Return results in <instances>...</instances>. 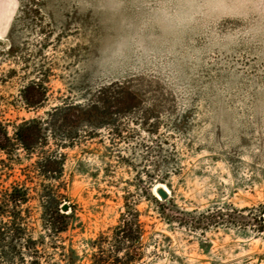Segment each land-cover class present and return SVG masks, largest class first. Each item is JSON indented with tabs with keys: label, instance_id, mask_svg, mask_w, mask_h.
Masks as SVG:
<instances>
[{
	"label": "rangeland",
	"instance_id": "obj_1",
	"mask_svg": "<svg viewBox=\"0 0 264 264\" xmlns=\"http://www.w3.org/2000/svg\"><path fill=\"white\" fill-rule=\"evenodd\" d=\"M87 2L0 0V124L10 137L28 120L42 129L31 154H0L1 187L22 185L32 198L50 189L73 215L38 264H91L101 252L117 264L120 230L137 226L140 240L126 246L139 259L130 264H264L256 220L264 211V49L232 43L249 21L246 9L228 6L245 0H212L215 43L189 33L182 48L144 29L141 63L109 75L96 63L101 42L139 26L146 10L125 0L106 19ZM116 84L138 101L106 104L101 91ZM28 85L35 90L23 94ZM34 92L38 99L25 102ZM47 156L60 160L51 181L37 165ZM158 188L168 193L165 210L151 199L162 202ZM29 207L37 233L34 199Z\"/></svg>",
	"mask_w": 264,
	"mask_h": 264
},
{
	"label": "trees",
	"instance_id": "obj_2",
	"mask_svg": "<svg viewBox=\"0 0 264 264\" xmlns=\"http://www.w3.org/2000/svg\"><path fill=\"white\" fill-rule=\"evenodd\" d=\"M35 90L32 86H27L23 89L22 93ZM102 96L106 104L123 103L126 99L138 101L135 93L131 92L128 88L121 85H111L104 89ZM39 97L38 92L28 97L24 95V100L27 103H34ZM60 111L59 108L53 109L48 116H55L54 114ZM52 117L51 119H53ZM42 129L39 127V122L35 119L23 122L14 128V134L9 136L7 129L0 124V154L8 158L12 151L16 148H21L28 154L34 151L35 146L41 143ZM0 160L3 165L4 161ZM60 160H56L54 156L42 157L37 160L38 169L42 172L39 175L42 180L51 181L56 179L55 175H51L48 171L59 165ZM0 180L2 177L0 176ZM3 182V181H1ZM34 199L35 207L37 210V223L39 231L34 232V228L29 226L30 220L33 217L30 202ZM160 210H165L169 207V201L158 202L155 198L151 197ZM62 202L56 197L55 193L50 189H43L37 193L34 198L31 197L27 188L22 185L16 184L6 188L1 187L0 184V264H38L40 259H45V251L49 248L52 251L56 250L55 244L52 242L59 235L66 234L73 221L72 213L61 212ZM160 219L164 223L169 220L165 218L164 212H161ZM259 225L264 229V211L259 212L256 217ZM125 221V220H124ZM126 223V222H124ZM137 225V224H136ZM135 230L130 228H123L120 230L121 240L115 247L113 253H123L121 259L113 257L114 262L117 264H130L135 261V255L129 254V242H138L142 236L140 227H135ZM132 233V236H130ZM50 238L49 247L45 246V239ZM64 251V248H60ZM70 255H73L71 249L68 250ZM64 254H62V257ZM69 258L66 264H69ZM68 261V262H67ZM106 258H103V253L95 255L92 258L91 264H105Z\"/></svg>",
	"mask_w": 264,
	"mask_h": 264
},
{
	"label": "clouds",
	"instance_id": "obj_3",
	"mask_svg": "<svg viewBox=\"0 0 264 264\" xmlns=\"http://www.w3.org/2000/svg\"><path fill=\"white\" fill-rule=\"evenodd\" d=\"M260 5L259 12L254 0L228 5L246 9L241 17L249 21L234 34L233 44L264 49V0H260ZM84 7L93 9L101 18L113 19L125 8V0H88ZM136 7L146 10L139 26L128 25L123 34L101 42L96 61L101 75L133 70L141 63L142 32L146 28L158 29L168 43L182 48L183 37L189 33L205 34L215 43L209 13L219 5L212 0H140Z\"/></svg>",
	"mask_w": 264,
	"mask_h": 264
},
{
	"label": "water",
	"instance_id": "obj_4",
	"mask_svg": "<svg viewBox=\"0 0 264 264\" xmlns=\"http://www.w3.org/2000/svg\"><path fill=\"white\" fill-rule=\"evenodd\" d=\"M156 195L158 196L159 200L166 201L168 199V193L164 188L156 189ZM69 210V206L67 204H63L61 206V212L66 213Z\"/></svg>",
	"mask_w": 264,
	"mask_h": 264
}]
</instances>
